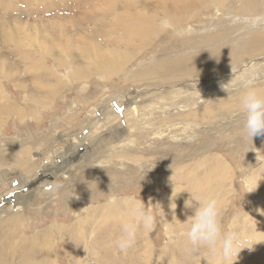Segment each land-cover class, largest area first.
Here are the masks:
<instances>
[{"label":"rangeland","instance_id":"rangeland-1","mask_svg":"<svg viewBox=\"0 0 264 264\" xmlns=\"http://www.w3.org/2000/svg\"><path fill=\"white\" fill-rule=\"evenodd\" d=\"M52 1L63 4L69 3L71 9L66 8L68 13H65L68 16V19H66L68 22L61 18L45 17V10ZM80 1H82L79 3L81 11L78 9L77 12L74 5ZM85 2L86 0H0V63L6 65L7 70L13 71L16 75L14 81L6 83V92L13 100H17V105L20 108L27 109L28 105L23 104L26 94L23 90H17L15 88L17 85L26 86L30 92L38 93L33 77L28 73L30 69H32L31 73H34L35 69L30 67L34 64L41 66L43 60L42 56L37 55H42L39 47L43 43L39 41L40 37L32 38L34 32L39 33L42 31V33L47 34V29H49L57 33L59 31L56 32V28L52 29L47 26L55 23L67 26L64 33L67 37L70 36L71 41L72 38L77 39L81 36L88 38L90 42L95 38V44H103L102 41L107 40L102 38L101 41L100 37H96L90 32V30L97 32L94 25L89 26L88 23L82 22L87 7L84 5ZM228 3V7L220 11L212 8L201 9L199 12L194 10L191 15H188V19L184 23V28H191L192 31L185 32L180 37L171 36L161 39L157 37L156 44L149 50H142L139 53L140 55L136 57L137 60L133 61L127 71L119 76L110 80H103L95 73L96 76L77 81L75 85L68 83L67 87L69 89L60 94L67 96V100H64L65 103L61 102L57 108L47 109L45 112L38 109L39 113L37 114L40 117L36 114L35 119H32L27 113L23 123L11 118L5 124L6 126L0 128V178L6 171H13L18 175H30L13 169L15 166L12 165V148L20 147L24 149L30 145H33L34 148L45 147L47 143L50 144L52 140H55L50 138V135L56 129L58 131L64 130L63 133L61 132L62 136H60L64 140H67L70 137L69 135L75 131L94 140L104 136L105 131H107V135L110 130L119 127V132L126 130L125 136L129 135L131 139L137 142V147L118 151V147H114L118 143H111V147L108 148L107 142L104 141L101 146L104 150L102 149L98 154L100 156L98 162L101 161L100 165L93 170L91 168L84 169V173L80 171V173H77L78 168H75L74 175L77 173L79 177L76 176L74 183L63 192L42 194L34 198L33 205L26 211L25 221L22 225L17 230H13L14 234L10 233L0 239L1 264H7V260L11 264H39L38 260H35L37 252H34V248L30 244L27 245L22 242V237L25 239L34 238L35 240L42 239L40 234L49 230H53V233L48 235L51 243L45 252L53 257L55 256L58 264H74L76 255H73V252L75 251V254H77L81 241L84 246H87L88 240L93 241V243L89 257L85 258V264H138V255H141V263H143L151 258H147L146 255L152 249V246L147 243L148 239L154 247L152 264L156 262L155 256L158 260L159 258L165 260L164 264L169 263V260H175L176 264H264V252H262L264 248V167L262 166L264 163L260 160L264 156V135L251 139L243 127L244 117L237 118L239 114L243 113L242 108H238L237 105L240 103V96L245 89L232 93L231 96H226L229 93L227 89L220 86L211 87L212 84L214 86L219 74H221L222 81L223 75L226 77L225 80H229L236 75L237 79L234 82L238 85L240 81L242 82L243 77H254L255 80L256 77L252 76L253 74L260 75L264 72V51L261 52V55L256 56L255 54L253 58H245L249 41L253 35L260 34L264 36V0H228ZM34 4L39 5V8H34ZM55 10H57V13L62 12L60 8ZM236 15L241 17V21L233 20ZM245 17L256 21L247 20ZM45 20H48L49 23H45ZM83 24L86 27L88 25V28H90L89 33L86 32L84 35L79 32L81 30L79 27H85ZM15 28L20 30V35L17 31L14 32ZM75 30L77 32L70 34V31ZM168 31L173 34L172 30ZM76 34L80 36L78 37ZM24 46L29 49L24 52L17 50V47L23 48ZM73 47L70 44L69 49L73 51L72 53H75L79 57L78 59L84 60L79 54L80 47ZM75 48L77 52H75ZM215 52H218L221 56L225 55L223 58L228 60L229 63L225 70L219 72L218 75L205 74V77H202V82H199L201 80L199 77H195L194 81L196 80L197 83L190 84L188 80H185L188 79L185 76L159 86L146 84L140 86L137 81L124 82L128 75L133 72L138 74V70L142 67L150 69L158 64H176L179 61L177 59L200 60ZM80 60L78 62L83 65ZM60 73L66 75L67 71L62 69ZM185 85H190L195 88V91H197L196 89L200 91L208 89L205 93L206 108L213 113V120L215 119V113L221 110V106L229 103L227 106L234 104L237 108L235 107L234 112H223L217 116V121L216 119L215 121L212 120L208 125L205 122L202 127L206 129H203L200 133L196 131L200 127L194 119L185 116L189 114L188 111H174L175 108L180 106H189L200 102L197 97H194V92L187 89ZM252 86L256 89H262L264 88V80H259L258 84L253 83ZM31 89L35 90L32 91ZM0 93L2 94L1 90ZM237 96L239 97L237 98ZM127 99H135L136 102L142 105L140 120L142 125L138 126L137 123L132 122L133 116L131 114L125 121L126 125H124L121 114L118 113L119 107L117 108L115 104L120 102L121 104L119 103L118 106L125 109ZM73 101L78 105L76 106L77 111L84 114H80L70 126L64 123V119L60 123L61 126H57L59 122L57 119L66 115L68 109L72 108ZM43 103L42 100L39 101V104ZM83 106L88 107L83 110ZM165 109L168 113H164ZM103 117H106L109 124L107 126L102 125L104 128H99L98 123L100 121L96 122V120ZM206 118L209 119L208 114H206ZM190 124H192L191 129L184 135L185 129H188ZM161 134L164 136L163 138L158 137ZM195 134L197 135L195 136ZM13 141L17 142L14 144ZM82 151H84V148H81L80 152L82 153ZM130 152L132 155H129ZM126 153L127 157H137L138 161L144 157V160L149 161V163L143 160L138 164H131L125 159H122L123 162L120 161L121 158H118V155L124 156ZM111 154L113 156H110ZM138 156H141V158L139 159ZM46 158H49V156ZM220 158H222V161L224 159L229 166L230 164L233 166V177L230 181L224 180L222 172L215 169ZM108 160L112 164L104 165ZM246 177L248 180H254L250 187L247 186ZM166 181L171 183L172 189L176 187L179 193L184 195L185 206L180 209H175V205H169L170 208L163 206L162 199L164 200V195L170 189ZM1 184L0 182V196L5 195L13 184L14 188L19 185L17 180H14L10 186L5 184H2V186ZM222 185L224 186L221 192L220 187ZM209 188L213 189L216 193L215 196L217 195L218 198L222 196V193L227 194V202L223 205L219 204L220 219H223L220 221L221 231L222 233H235L240 242L238 251L230 260H225L219 255L213 256L204 246H192L185 236L190 227L188 218L194 214V208L210 196ZM129 195L138 198L146 207H150L156 219L155 227L151 233L148 232L150 236H146V240H143L145 239V229L142 226L141 236L135 238L133 245L128 248L132 250V247H136L132 251L138 253L133 257L138 259L137 262L131 261L129 258L125 261L120 256V249L116 248L115 241L117 239H112L114 242L108 239L113 231L116 232L123 225H119L120 222L115 221L106 224L110 228L107 231L104 229L106 238H103V236L102 238L98 237L93 223L96 220H91L92 217L90 216L86 225L87 228H85L87 233L80 224H77L79 218H83L85 212L90 211L88 205L99 203V206H104L108 205L107 203L112 199H120ZM11 196L13 199L16 197L13 194ZM9 197H6L5 200H9ZM4 203H0V206ZM12 203L15 202L12 201ZM99 208L97 209L100 211L103 207ZM89 209L94 208L90 207ZM162 209L168 212L165 216L161 213ZM80 214L81 216L78 217ZM13 215L17 216L18 214L15 215L12 211V217ZM2 220H4V217H0L1 222ZM254 222H256L259 229L263 230H255L253 228ZM115 226L117 227L113 228ZM166 227L173 234L171 235L172 238L166 234ZM1 228L3 230L8 228L6 222H3ZM101 232L99 231L98 234H101ZM12 235L17 241L18 252L21 251V254L17 253L12 258L7 259L5 251L8 246H12ZM1 236L4 235L0 233ZM167 237L171 240V246L175 245L176 247L177 243V247L173 251L165 250L163 252ZM139 243L140 248L138 249ZM71 246L74 247V251L71 250L72 256L69 257L66 251ZM101 247L103 248L101 249ZM75 248H77V251ZM95 250L98 251V254ZM99 254L101 255L99 256ZM31 260H34L35 263H29ZM170 263L172 264V262ZM158 264L160 263L158 262Z\"/></svg>","mask_w":264,"mask_h":264},{"label":"bare ground","instance_id":"bare-ground-1","mask_svg":"<svg viewBox=\"0 0 264 264\" xmlns=\"http://www.w3.org/2000/svg\"><path fill=\"white\" fill-rule=\"evenodd\" d=\"M81 2L82 1L78 2L76 5H74L73 3L75 11L77 10L78 12L79 3ZM84 5L87 7L85 8L86 11L84 13L85 14L84 21L82 22H85V24L88 23L89 26L94 25L95 26L94 28L95 29L97 28L96 30L98 33L95 30H94L95 33L92 32L90 28H88V25L86 27L84 24L83 25L85 27H82V26L79 27V29H81L79 32L84 35L86 34V32L89 33V30H90V32L93 33L96 37H100L101 41H102V38H105L107 40L102 41L103 44L102 43L95 44L94 43L96 41L95 38L94 40H92V42H90L89 39L84 36H81L80 38H77V39H74L75 37L71 36V37H74L72 38V41H71L69 38L70 36L68 35L69 37H67V35H65L64 33L66 30L65 27L67 26L57 25L55 23H51L47 26H50V28L52 29L56 28L55 31L56 32L59 31L57 33L49 29H47V32L45 31L47 34L42 33V31H40L39 33L34 32V36L32 38L36 39V37H40L39 41L43 43V45L39 47L40 51L42 52V55L37 54L39 56H42L43 60H42L41 66L38 64H34L32 65V67H30V68L35 69L34 73H31L32 69L28 70V73L31 74V76L33 77L34 83L36 87L38 88V93L30 92L26 86L17 85L15 88L19 91L23 90L24 93L26 94L25 102L23 104L28 105L27 109H24V107L20 108L17 105V100H13V98L10 97L9 94L6 92V88H7L6 83L14 81L16 78V75L14 74L13 71L7 70L6 65H3L0 63V90L2 91V94L0 93V128H2L3 126H6L5 124L11 118L12 119L15 118L18 121L23 123L24 122L23 119L25 116H27V113H28V116H30L32 119H35L36 114L39 113L38 112L39 110H42V112H45L47 109L57 108L61 102L65 103L64 100H67L66 99L67 96L60 95V94L64 92L65 90L67 91L69 89L67 87L68 83L75 85L77 81H81V80L96 76L95 73H97V75L100 76V78L103 80H110L112 78L119 76L123 72L127 71V69L129 68V65L132 64L133 61L135 62V60H137L136 57L140 55L139 53L142 50L144 49L149 50L153 47V45L156 44V42L158 41L156 39L157 37H159L160 39L171 37V36L180 37L184 35L185 32L192 31L193 29L191 28L185 29L184 23L188 19V15H191V13L194 10L199 12L201 9L212 8L216 11H220L228 7L229 3H228V0H86ZM69 7L70 5L68 2L63 4V3H57L55 1H52L45 10V17L55 18V19L61 18V19L66 20L68 19L67 14H65V13H68L66 12V8L71 9ZM34 8L38 9L39 5L34 4ZM56 8L57 9L60 8L62 12L57 13L56 12L57 10H55ZM79 10L81 11V9ZM189 17L191 18V16ZM248 19L249 18H247V20ZM233 20L241 21V17H238V15H236L234 16ZM249 20L252 21L253 19H249ZM66 21L68 22V20ZM255 21L256 20H253V22ZM45 23H49L48 20H45ZM74 26L72 27L74 28ZM168 30H172L173 34L170 33ZM16 31L20 35V30L18 28H15L14 32ZM75 32L77 31L76 30L70 31V34H73ZM76 35L78 37L80 36L78 34ZM82 37H84L85 39ZM70 44H72L74 47H80L79 54L84 60L78 59L79 57H77L75 53L74 54L72 53L73 51L69 49ZM27 49L29 48H25V46L23 48L17 47V50L19 52L27 51ZM83 49H86V50H83ZM263 51H264V36L260 34H255L249 41V46L246 50L247 55L245 58H249V57L253 58L255 54L256 56L261 55L262 54L261 52ZM75 52H77L76 48H75ZM223 57H225V55L221 56V54H219L218 52H215L213 54H209L207 58H201L200 60L186 59L187 60L186 61V60L177 59L179 61L176 62V64L175 63H172L170 65L169 64H158L157 66L153 68L151 67L150 69H145L142 67L140 70H138V74L137 72L131 73L130 75H128L127 79H125L124 82L129 83L131 81H137L140 84V86L145 85V84L150 85V86H159L161 84L173 82L176 79H179L184 76L188 78L185 80H188L190 84H194V82L197 83L196 80L194 81L195 77H199L201 79L199 82H202V77H205L204 76L205 74L209 73V74L218 75L219 72H222L225 70V67L228 65L229 61L225 60ZM79 60L83 62V65H80V62H78ZM51 63L53 64V67ZM62 69H66L67 71L66 75L65 74L62 75L60 73ZM262 74L263 76H261ZM262 74L252 75L256 77V79L253 81L254 84H258L259 80H264V72H262ZM220 75L221 74L217 76L218 78L216 82H214L215 83L214 86L212 84L211 87L215 88L217 86H220L221 88L227 89L229 93L226 94V96L228 95L231 96L232 93L239 92L244 89L241 81H240V84L238 85L235 84L234 81L237 79L236 75L233 78H230L229 80L227 79L225 80L226 77L225 75H223L224 76V77L222 76L223 81ZM25 81H27V79H25ZM185 87H187V89L194 92L193 93L195 95L194 97H197L200 100V102H197L196 104H192L189 106H180L178 108H175L174 111L176 110L188 111L189 114L188 115L186 114L185 116H187V118H193L195 123L200 127L196 131H199L200 133H202L203 129H206V128H203L202 125L205 122H207L206 124L208 125V123L212 122L213 116H214L213 113H211V111H208L207 110L208 108H206L207 99L205 97V93L208 89L206 88L204 91H200L199 89H196L197 91H195L194 90L195 88H192L190 85H185ZM31 90L33 91L35 89H31ZM258 90H260L261 93L264 94V88L258 89ZM179 95L180 93L178 94V96ZM239 96H237V98ZM220 98L224 99L222 97ZM40 100H42L44 103L39 104ZM127 100L128 102L125 103V109H123L124 113L121 114L122 120L124 121V125H126L125 121L126 119H128V116L131 114L133 116L132 122H134L135 124L137 123L139 126L141 124L140 120L142 117V114H141L142 105L136 102L135 99L134 100L127 99ZM119 103L115 105L121 108L120 106H118ZM228 104H226L225 106L224 105L221 106L220 107L221 110L215 113L216 121L218 120L217 116L221 115L223 112H234L235 111L236 106L234 104L227 106ZM76 106H78L77 103L73 101L72 108L68 109V112L66 113V115L64 117L57 119L59 120L57 126H61L60 123H62V119H64L65 121L64 123L70 126L75 122L76 118H78L80 114H84L83 112H78ZM237 106L238 108L239 107L241 108L240 103ZM87 107L83 106V110H86ZM240 112L242 111L240 110ZM164 113H168L166 109ZM206 114H208L209 119L206 118ZM240 117L241 118L244 117L243 113L239 114L237 118H240ZM215 119L213 121H215ZM97 121L98 122L100 121L98 124L101 127L99 126V128H104L102 127V125L107 126L109 124V122L106 121V117H103L100 120H96V122ZM143 125H144V122H143ZM191 126L192 124L188 125V129H185L184 135L191 129ZM194 127H197V126H194ZM119 129H120L119 127L115 130L112 129L107 135H106L107 131H105L106 133L104 136L96 138L94 140L89 138V136L86 137V136H83V134L82 135L78 134L79 132L77 133L75 130H74L75 132L69 135L70 137L68 136L69 138H67V140H64V138L62 139L60 137L62 136L61 132L64 130L58 131V129H56L50 135V138L52 139L54 138L55 140H52L50 144L47 143L45 147L34 148L33 145L27 146L24 149H21L20 147H13L12 152H11L12 165L15 166V168L13 169L20 170L23 173L24 172L29 173L30 175H23V174L18 175L13 171L12 172L6 171L3 175H1L0 182L2 184L10 186V184H12L14 180H17L19 185L16 188H14V184H13L12 188H9L8 191L6 190L7 192L5 195L0 196L1 197L0 203L5 202L4 203L5 205L3 204L2 206H0V217H4V220H2V222L0 221V233H2L4 236H1L0 239L10 233L14 234L13 230H17L22 225V223L25 221L26 211L33 205V202H34L33 199L37 198L38 195L52 194L55 192L58 194L60 192H63L67 187L71 186L74 183L75 177L78 176L77 173H80V172L84 173L83 172L84 169L91 168L93 170L98 165H100L101 161L98 162L99 161L98 159L100 158L98 154L100 153V151H102V149L104 150V148H101L102 143L104 141L107 142L108 148L111 147V143H118V145H114L115 148L118 147V151H121L122 149H127V148L131 149L132 147H137V142L134 139H131L129 135L125 136L126 130L123 132L121 131L119 132ZM197 134H195V136ZM158 137L163 138L164 136L161 134ZM15 142L17 141H13L12 143L15 144ZM94 142H97V143H94ZM114 147L112 146V148ZM81 148H84V151H82V153L80 152ZM127 153L124 156L118 155V158H121L119 160L123 162L122 159H125L131 164H138L142 160L149 163V161L144 160L145 159L144 157H142V159L139 161L137 157H134V156L133 158L127 157ZM129 155H132L131 152L129 153ZM47 156H49V158H46ZM105 156H106V153H105ZM110 156H113V154H111ZM115 156L117 157V155ZM140 158L141 156L139 157V159ZM119 160H117L118 163H120ZM260 160H262L264 163V156L261 157ZM256 161L258 162V160ZM17 163L19 164L17 165ZM110 164H112V162H109L108 160V162H105L104 165L107 166ZM127 166H128V163H127ZM230 166H231V169H230ZM230 166L224 159L222 161V158L218 160V164L215 166L216 170H219L222 172L223 178L226 181L227 180L230 181V179L233 177L234 169H233L232 164H230ZM262 167H264V164ZM75 168H78L77 169L78 172L74 175ZM238 170H239V167H238ZM247 177L245 181L247 180V186L250 187L251 184L254 182V180L253 181L248 180ZM166 182L168 183L170 189L164 195L163 197L164 200L162 199L163 206L166 208H170L169 205H175V209H180L183 206H185L186 204L184 202L185 200L184 195L179 193L176 187L172 189V185L169 181H166ZM223 186L224 185L220 187L221 192L223 191ZM234 188L236 189V187ZM232 191L233 190L231 189V192ZM208 192L210 195L216 194L211 188L208 189ZM12 194L16 196L14 199L11 196ZM8 196H10L9 200H5L6 197ZM124 198H132L136 201H139L138 198L132 197L129 195L128 197H122L120 199H112L110 202L107 203L108 205H104V206H99L98 205L99 203H97L98 206L96 204L88 205L87 207H88V210L90 211L85 212V215H83V218H79V221H77V224L78 225L80 224L82 228L84 229L85 233H87V230L85 228H87L86 225L89 221V216H90L92 217L91 220L93 219L96 220L93 223H94V229L98 237L102 238L103 236V238H106V236H104V229H106V231L110 229L109 225H106V224H110L116 221V222H120L119 225H122L127 219L123 206H120V201L123 200ZM226 198H227V194L224 195V193H222V196H219V200H220L219 204L223 205L224 203H226L227 202ZM76 199L78 200V198ZM12 201H14L15 203H12ZM90 207L94 209H89ZM99 207H103V208L99 211L97 209ZM12 211L15 215L17 214L18 215L17 216L13 215L12 217ZM161 213L165 216V214L168 212L162 209ZM79 216H81V214L78 215V217ZM222 220L223 219H220V221ZM3 222H6V224L8 225V228L6 230H3L1 228ZM135 225H136L135 238H137V237H140L142 234V230H141L142 224H140L139 221H135ZM116 227L117 226L113 228H116ZM253 228L255 230L264 229V227L263 229H259L257 227L256 222H254ZM166 229H167L166 234L169 235V237H171V235L173 234L168 230V227H166ZM99 231H102L101 234H98ZM151 231L145 230V239L143 240H146V236H150ZM50 233H53V230H49L43 234H40V237L42 239H37V240H35L34 238L25 239L24 237H22V242H24L27 245L30 244V246L34 248V252L35 251L37 252L35 260H38L39 264H58V261L56 263L57 258L55 259V256L53 257L51 254L45 252L51 243V241L48 239V235ZM121 234H122V226H120L116 232L113 231L111 236H108L109 237L108 239L110 240L114 238L118 239ZM87 243H86L87 246H84V243L82 241L80 242L79 251L76 250L78 247L75 248V250L77 251V254H75L73 246H71L69 250L66 251L69 257L72 256L71 250L74 251L73 255H76V262L74 264H85V258L89 257V253H90L93 241L88 240ZM147 243L152 246V249H150L146 253L147 258H150V257L151 258L148 259L147 261H144L143 263H141L142 262L141 255H138V253L136 254V251L135 253L132 251L136 248L135 246L132 247V250L127 249L124 252L120 250L121 251L120 256L125 261H127V259L129 258V260L137 262L138 259H135L133 257L138 255V258H139L138 264H152L154 247L149 239L147 240ZM139 245L140 243L138 244V246ZM138 246L137 248L139 249L140 246L139 247ZM176 247H177V243H176ZM176 247L175 245L173 247L171 246V240L168 239L167 237V243L163 248V252L165 250L173 251ZM102 248L103 247H101V249ZM95 251L98 254V251L97 250ZM262 252H264V248L262 249ZM17 253L21 254V251L18 252L17 241L14 238V235H12V246L7 247L5 251V255L8 259V258H12V256L16 255ZM100 255L101 254H99V256ZM1 258H2V255L0 256V264L2 261ZM155 259H156L155 264H158V262L160 264H164L165 262V260H162V258H159L158 260L156 256H155ZM169 261L172 262V264H176L175 260L173 261L169 260ZM170 262L165 263V264H171ZM29 263H35V261L31 260V262ZM7 264H11L9 260H7Z\"/></svg>","mask_w":264,"mask_h":264},{"label":"clouds","instance_id":"clouds-1","mask_svg":"<svg viewBox=\"0 0 264 264\" xmlns=\"http://www.w3.org/2000/svg\"><path fill=\"white\" fill-rule=\"evenodd\" d=\"M254 77H243L242 86L245 91L240 96L243 111V127L246 134L253 137L264 135V94L253 87ZM127 219L122 225V234L115 241L122 252L130 248L136 235L135 221H139L146 231H151L156 224L150 207L142 201L124 198L120 201ZM159 205V204H158ZM190 227L185 233L186 239L194 247L204 246L213 256L232 259L238 251L240 242L233 232L222 233L220 223L219 198L210 195L194 208V214L188 218Z\"/></svg>","mask_w":264,"mask_h":264},{"label":"water","instance_id":"water-1","mask_svg":"<svg viewBox=\"0 0 264 264\" xmlns=\"http://www.w3.org/2000/svg\"><path fill=\"white\" fill-rule=\"evenodd\" d=\"M117 107V106H116ZM118 108V107H117ZM118 113L122 114L123 113V109L122 108H118Z\"/></svg>","mask_w":264,"mask_h":264}]
</instances>
